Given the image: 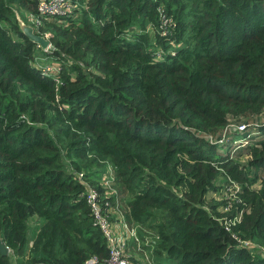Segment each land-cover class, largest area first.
Here are the masks:
<instances>
[{
	"label": "trees",
	"instance_id": "16d2710c",
	"mask_svg": "<svg viewBox=\"0 0 264 264\" xmlns=\"http://www.w3.org/2000/svg\"><path fill=\"white\" fill-rule=\"evenodd\" d=\"M73 1L37 29L50 32L43 51L19 21L37 0H0V240L11 250L0 264L105 259L75 171L102 190L108 163L126 218L154 229L155 255L264 264V0ZM38 50L59 61L54 75ZM244 121L258 138L234 152L217 141ZM223 179L240 185L224 211L227 199H207Z\"/></svg>",
	"mask_w": 264,
	"mask_h": 264
},
{
	"label": "built area",
	"instance_id": "2783aa9c",
	"mask_svg": "<svg viewBox=\"0 0 264 264\" xmlns=\"http://www.w3.org/2000/svg\"><path fill=\"white\" fill-rule=\"evenodd\" d=\"M75 8H77V3L73 0H37L36 10L28 13V17L30 21L39 28L41 25L43 26L45 24V21H49L53 17H55L58 22L64 21V18L71 15ZM160 10L162 13L161 26L166 30L171 23V19L167 17L163 9ZM42 35L49 38L50 32L43 31ZM50 48H52L51 42L49 46L41 49L43 51H48ZM34 62L42 66L43 73L54 75V73L59 70V64L57 67H53L47 65L46 62L42 63L38 58V53L35 55ZM252 124L251 122L245 121L229 124L230 129L234 127V129L240 133L237 138H234V141L238 142V147H235V149L248 144L254 134L259 133V130H256L254 128L255 125L253 124V126ZM227 128L224 131V135L217 141H226ZM210 137L212 139V136ZM75 176L85 186L86 201L90 206L94 221L103 232L108 245V256L105 259H100L97 255H91L86 258L82 264H158L154 258V234L152 235L153 237H151L142 231L146 230L142 225L128 220L125 212L118 210L117 200L114 202L111 199L113 192L111 193L109 189H112V182L113 180L115 181L113 167H110L100 174L99 185L103 187L102 190L94 183L87 180L83 170L75 171ZM239 188L240 185L236 184L233 191H231L233 198L232 200H227L228 205L224 207L225 210L230 209L234 199L237 197L235 192ZM241 214L242 211L233 217H226L224 219L226 227L230 228L231 222L235 223L238 221ZM131 243L134 245L137 254H133V252L129 250ZM241 243L248 247H258V243L250 239L243 240Z\"/></svg>",
	"mask_w": 264,
	"mask_h": 264
},
{
	"label": "rangeland",
	"instance_id": "374dc122",
	"mask_svg": "<svg viewBox=\"0 0 264 264\" xmlns=\"http://www.w3.org/2000/svg\"><path fill=\"white\" fill-rule=\"evenodd\" d=\"M28 13H31V10H26L25 11V13H24V15H25V20L22 18V19H20V17H19V21H20V24L21 23H24V24H26V25H29V26H32L33 27V30L35 31V32H37L38 30V28L34 25V23L32 22V21H30V19H29V17H28ZM15 14H16V16H17V14H20V13H18V12H16L15 11ZM39 33V32H38ZM39 34H41V33H39ZM51 46V45H50ZM52 47H53V45H52ZM42 48V47H41ZM50 50H51V48H50ZM36 53H38V58H39V60L42 62V63H45L46 62V64L47 65H50V66H53V67H57L58 66V64H59V61L58 60H55L54 58H53V56H52V54L51 53H41L39 50H38V52H36ZM254 126V125H253ZM256 130H257V128L256 127H254ZM252 129H253V127H252ZM238 134V133H237ZM236 134V135H237ZM259 135H260V131H259V133L258 134H254V136L253 137H259ZM234 137H238V136H232V135H230L228 138H226V142H231V147H232V152H234V149H235V147H238V142H235L234 141ZM230 147V146H229ZM228 147V148H229ZM235 156V155H234ZM236 158H239L241 161H245L246 159H247V155L245 156V155H242V156H235ZM112 168V165L110 164V163H108L107 164V168L105 169V170H108L109 168ZM238 184L236 181L234 182V183H232L231 181L229 182V184H228V182H226L224 179L223 180H221V181H218V185H219V188L218 189H213V190H210L209 192H208V194H207V199L210 201L211 199H213V198H217V199H227V200H232V192L231 191H233V188L235 187V185L236 184ZM225 185H227L226 187H225ZM256 186L257 187H260L261 185H260V183H257L256 184ZM109 191L112 193V200L115 202L116 200H117V205H118V210L119 211H124V209L126 208V200H125V197H126V195H127V192L121 187V185H120V183L119 182H116V178H115V181L113 180V182H112V189H109ZM236 201H239V197H236V199H235ZM209 206V205H208ZM220 210H222V211H224L225 209H224V206L222 205V206H220ZM144 227V229H146V230H142L144 233H146V234H148V235H150L151 237H153L152 235L155 233V231H154V229H152V228H150V227H148V226H143ZM256 248V247H255ZM131 249H135V247H133V248H131ZM9 253H10V250H9ZM154 258H155V260H156V262L158 263V264H173L169 259H167L166 257H163V256H158V255H155L154 254Z\"/></svg>",
	"mask_w": 264,
	"mask_h": 264
},
{
	"label": "water",
	"instance_id": "95a60500",
	"mask_svg": "<svg viewBox=\"0 0 264 264\" xmlns=\"http://www.w3.org/2000/svg\"><path fill=\"white\" fill-rule=\"evenodd\" d=\"M21 28L23 30V32L34 42H36L40 47L42 48H46L47 46H49L50 44V40L49 38L45 37L42 34H39L38 32H35L33 30L32 26L26 25L24 23H21ZM9 251V247L4 244V242H2L0 240V252L2 254H7Z\"/></svg>",
	"mask_w": 264,
	"mask_h": 264
},
{
	"label": "crops",
	"instance_id": "0c3cea01",
	"mask_svg": "<svg viewBox=\"0 0 264 264\" xmlns=\"http://www.w3.org/2000/svg\"><path fill=\"white\" fill-rule=\"evenodd\" d=\"M125 210H126V208L124 209L123 212H125ZM33 222H34V220H32V225H33ZM30 234H31V236H33V234H34L33 229L31 230ZM133 247H134V245L131 243V245H130V247H129V250H131V252H133V254H137V253L135 252V249H134V250L131 249V248H133ZM32 264H44V263H43V262H36V263H32ZM165 264H166V263H165Z\"/></svg>",
	"mask_w": 264,
	"mask_h": 264
}]
</instances>
